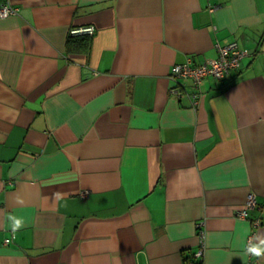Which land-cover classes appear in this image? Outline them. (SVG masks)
I'll return each instance as SVG.
<instances>
[{
    "label": "crops",
    "instance_id": "crops-1",
    "mask_svg": "<svg viewBox=\"0 0 264 264\" xmlns=\"http://www.w3.org/2000/svg\"><path fill=\"white\" fill-rule=\"evenodd\" d=\"M2 3L0 264H264V0Z\"/></svg>",
    "mask_w": 264,
    "mask_h": 264
},
{
    "label": "built area",
    "instance_id": "built-area-1",
    "mask_svg": "<svg viewBox=\"0 0 264 264\" xmlns=\"http://www.w3.org/2000/svg\"><path fill=\"white\" fill-rule=\"evenodd\" d=\"M17 7L8 4H0V19L8 17L9 15L16 13ZM94 27L92 25L78 26L70 28L69 32L72 35L87 34L92 35L94 33ZM217 55L212 59H207L196 63L192 58H187L181 63L175 64L169 73L170 78L178 83L173 87L174 92H184L181 90V81H190V89L186 95L192 99L195 105L201 96L199 86L205 77H213L215 79H222L231 70L237 69L240 66L241 58L246 54L244 50L237 47L235 42L227 45L217 47ZM180 83V84H179ZM255 199L253 195L247 197L244 207L239 211L241 217L247 216V210L255 206ZM258 220H256V223ZM9 238L4 240L5 243L9 242ZM251 237L248 238V243Z\"/></svg>",
    "mask_w": 264,
    "mask_h": 264
},
{
    "label": "clouds",
    "instance_id": "clouds-1",
    "mask_svg": "<svg viewBox=\"0 0 264 264\" xmlns=\"http://www.w3.org/2000/svg\"><path fill=\"white\" fill-rule=\"evenodd\" d=\"M9 219L12 220V230L13 232H15L17 229H19L20 227H22L23 222L21 219H18L14 216H10ZM247 251L249 253H251L252 256L255 257H260L262 255H264V241H261L259 245H255L252 247H249L247 249Z\"/></svg>",
    "mask_w": 264,
    "mask_h": 264
},
{
    "label": "trees",
    "instance_id": "trees-1",
    "mask_svg": "<svg viewBox=\"0 0 264 264\" xmlns=\"http://www.w3.org/2000/svg\"><path fill=\"white\" fill-rule=\"evenodd\" d=\"M192 264H199L198 262H195L194 260L191 261Z\"/></svg>",
    "mask_w": 264,
    "mask_h": 264
}]
</instances>
